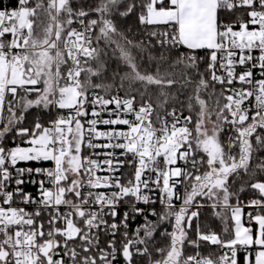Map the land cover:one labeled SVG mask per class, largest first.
Instances as JSON below:
<instances>
[{"label":"snow or ice","instance_id":"1","mask_svg":"<svg viewBox=\"0 0 264 264\" xmlns=\"http://www.w3.org/2000/svg\"><path fill=\"white\" fill-rule=\"evenodd\" d=\"M137 8L140 25L152 26L147 42L118 27V18ZM112 45L129 68L113 71L116 94L112 84L93 82ZM156 48L159 56L150 51ZM134 49L155 62L154 72L141 70ZM31 109L33 125L23 127ZM42 114L51 117L47 126ZM0 124V264H116L118 257L133 264L134 256L147 264H237L238 248L252 246L259 249L254 264H264V182L256 179L264 174V0H18L17 8L0 10ZM10 135L29 146L8 147ZM29 161L54 166L16 167ZM125 165L134 169L131 177L120 172ZM25 174L45 178L27 181L39 185L35 197L21 187ZM246 187L260 198L242 204ZM157 191L162 211L152 208L151 221L137 204H155L149 193ZM197 197L220 209L214 215L225 235L234 221L229 239L200 224L189 237L204 207ZM122 203L127 210L117 222ZM244 207L256 209L248 213L255 236L242 223ZM136 216L144 223L130 233ZM173 221L162 233L169 243L155 247L154 233ZM202 242L231 255H201ZM186 247L195 253L186 255ZM153 250L162 259H153Z\"/></svg>","mask_w":264,"mask_h":264},{"label":"trees","instance_id":"2","mask_svg":"<svg viewBox=\"0 0 264 264\" xmlns=\"http://www.w3.org/2000/svg\"><path fill=\"white\" fill-rule=\"evenodd\" d=\"M89 2L94 3L95 0H89ZM139 11H140V9L137 8L134 11V13H132L128 17L118 18V27L120 28V30L125 32V35L127 36L128 39L133 40V41H139L141 39H145V41H146L145 29L151 28L152 26L140 25L139 20H138ZM93 15H95V14H93ZM232 18H234V17H232ZM128 29H130V31H128ZM154 42L155 41L153 40V43ZM103 46H104L103 42H101V47H103ZM114 47L115 46L112 45L107 49L109 56L107 58H105L106 59V67H105V71L102 74V76L100 78H93L94 83H100L103 81L105 84H112L113 85V91L115 89H117L119 87V84H120L119 76H117L115 78V80L113 79V76H112L113 71H119L120 75H123L125 72L129 71V68L126 65L120 63V61L117 59V56L119 55L118 53L116 54V56L112 55L111 49ZM184 50H186V49L181 48V51H184ZM150 51H152L153 55L159 56V51H160L159 48H156V49L150 50ZM133 52H134V54L137 55V59L140 63V68L142 71L145 68H147L149 71H152V72L155 71V67H156L155 62L154 61H152V62L148 61L147 53L140 54V53L136 52L135 49L133 50ZM197 54L199 56H205L206 55L204 50H198ZM173 55H175V53ZM141 57H142V59H141ZM162 67H167V65L165 64ZM203 67H204V65L202 64L201 68H203ZM170 91H174V89H171ZM181 99L184 100V99H186V97L182 96ZM170 107L171 106H169V108ZM177 107H179V105H177ZM184 113L188 115L186 110L184 111ZM35 114H36L35 109L29 110V112L26 114V120L22 126L31 128L33 125V118H34ZM17 115H19V112H17ZM42 115H43L42 122H44L45 125L47 126V121L49 119H51V117L47 114H42ZM213 119H214V117H213ZM2 127H3V125H2ZM14 134L15 133L13 132L11 135H14ZM11 135L5 141V143L8 145V147H14V146H16V144L24 143L21 138H17L16 142L12 143ZM23 139H27V137H24ZM221 139H222V136H221ZM261 155H264V153H261ZM204 170L205 169L202 168L201 172H203ZM245 179H247V178H245ZM256 179L264 182V174L258 175L256 177ZM252 182H255V181H252ZM238 188H239V182H237V184L233 185L232 189H230V190L234 191V190H238ZM239 198L243 204L245 201H247L251 198H260V197H259V193L256 190H253L250 187H246L245 191L239 193ZM197 200L199 202H202L206 206L200 210L199 219L193 220L192 230L189 232V237L195 238V226H196V224H200L203 231H208L209 229H211L212 231L218 233L220 235L221 239H225V240L229 239L230 235L234 232V222L231 221L230 219L228 220L227 223H228V228H229V234L225 235V233H224L225 223L222 222L219 218H217L214 215V212L220 211V209L219 208L213 209L211 207L212 201H208L206 198L201 199L200 197H197ZM235 200H236V198L233 197L231 199L230 203L235 204ZM245 222H246V225L248 227L253 228V233H256L255 223L252 222L251 224H249L247 218H246ZM160 228H161V226L154 233V239L156 241L155 247H166V245L169 243V238L162 237L160 235ZM201 249L208 251V250H211L212 247H210L209 244H207L206 242H202L200 250ZM194 252H195V249H193L192 247H186L185 248V254L186 255L193 254ZM165 255H166V253H165ZM153 256L156 260L162 259L161 254L155 252L154 250H153ZM237 264H245V253H240L238 255Z\"/></svg>","mask_w":264,"mask_h":264},{"label":"built area","instance_id":"3","mask_svg":"<svg viewBox=\"0 0 264 264\" xmlns=\"http://www.w3.org/2000/svg\"><path fill=\"white\" fill-rule=\"evenodd\" d=\"M17 7H18V0H0V10H3V11H11L12 9H15ZM236 30H238V27L236 28ZM184 51H186V50H184ZM253 54L254 55H259L258 51L257 52H254ZM237 71L239 72V71H241V69L238 68ZM258 73H259V69L254 70V75H257L258 76ZM218 74H220V73H218ZM235 86L236 87H239L238 84L235 85ZM100 94L103 95V92H100ZM112 94H116V89L113 91ZM119 95L122 96V97L124 96V93L122 92V90L119 92ZM108 108L109 109H113L114 108V105H109ZM102 115H103L104 118H108L107 112H104ZM184 115H187V114L184 113ZM89 118H91V117H89ZM128 118L129 119H132L133 117L129 116ZM98 127L102 131H107V130H110L113 126L99 125ZM115 127L117 129H119V130H127V126H125V125H116ZM190 127H191V125H190ZM226 135H227V133L222 134L223 140L226 137ZM97 142L98 143H104L106 141L103 140V139H101V140H99ZM19 145H21V146H29V145H27L25 143H19ZM96 151L97 152H101V151H105V150L104 149H97ZM120 151H122V150H117V155H119ZM121 158L123 159V157H121ZM99 159L102 161L104 159V157L101 156V157H99ZM128 159H131V156H129ZM178 163L182 165L183 162H178ZM53 166L54 165H53V163L51 161H47V162H35V161L18 162V164L16 165V167H20V168H32V169H35V168H38V167L39 168H51ZM11 170L14 173V169H11ZM133 171H134V169L129 168L127 165H125L123 168L120 169V172L121 173H124L128 177H131L132 176ZM98 175H106V173L99 172ZM23 179H25V181H26L25 184L21 185V187L23 188V190L25 192L31 193L34 197L37 196V189H38L39 185L38 184L33 185L31 183H28L27 181H30L32 179L43 180L45 178L43 176H36V175L28 176L27 174H25V176L23 177ZM45 186L48 187L49 185L46 184ZM14 188H15V184L13 182L10 185L9 190H12ZM100 191H104V189H100ZM175 191L178 192L181 195V197L183 196V192H184L183 186H179L178 185L177 188L175 189ZM149 195H152L153 198L156 199V203L155 204H148V205H145L143 203H139V204H137V207L143 208L145 210L144 211V214L148 216V219L149 220L156 221L157 217L156 216H152V215H148V213L150 212V210L152 208H155L157 210V212L162 211V205L159 202L160 193L157 191L154 194L153 193H149ZM251 199H256V198H251ZM249 200L245 201L243 204H247V202ZM200 203H202V202H200ZM174 204L176 206V209L178 210L179 207H180V204H181V200L174 199ZM13 206L14 207H24L27 211H32L33 210V207H34L32 205H24V204H20V203H14ZM205 206L206 205L204 204V207ZM204 207H202V208H204ZM202 208L199 209V212H200V210ZM244 208H245V211H247L246 212V218L247 219H248V213L249 212H252L253 214L256 213V209L253 208V207H244ZM126 210H127V205H125V204L122 203L121 206L117 209V211L119 212V215L116 217V221L117 222L120 221V219L123 216L124 211H126ZM192 210H196V209L193 208ZM143 223H144V216H136L134 220H130L129 221L128 231L130 233H132L134 231V229L137 228V226L142 225ZM172 223H174V221L173 222H165L164 224L161 225L160 235L162 237H165V236L162 235V233L164 232L165 229H167L169 232L172 230ZM105 239H107V238L106 237L102 238V243H103V241ZM119 239H120V237L117 236V240L118 241H119ZM206 243L209 244V246L212 247V249L211 250H208V251L201 249L200 250L201 255H204V256H212L213 259H215L216 257H218L220 255H223L225 253H228L229 256L231 255L230 252H229V250L227 248H221L219 245H211L208 242H206ZM117 246L119 247V244ZM249 252H251L250 249L245 250L244 248H238L237 255H236V261L238 259V255L240 253H245L246 254V253H249ZM153 259H155L154 256H153ZM116 264H124L123 258L122 257H118ZM133 264H147V258L146 257H135L134 256V258H133Z\"/></svg>","mask_w":264,"mask_h":264},{"label":"crops","instance_id":"4","mask_svg":"<svg viewBox=\"0 0 264 264\" xmlns=\"http://www.w3.org/2000/svg\"><path fill=\"white\" fill-rule=\"evenodd\" d=\"M246 211H245V208H243V212H242V223L244 224L245 227H248L246 225ZM234 222V221H233ZM254 222V221H253ZM255 223V222H254ZM256 225V224H255ZM258 229V225H256V231ZM253 235L255 236V233H253ZM251 250V252L249 253H246L245 254V258L248 257L249 258V261H250V264H254V259H255V252L258 249V246H252L251 248H249ZM245 264H246V259H245Z\"/></svg>","mask_w":264,"mask_h":264},{"label":"rangeland","instance_id":"5","mask_svg":"<svg viewBox=\"0 0 264 264\" xmlns=\"http://www.w3.org/2000/svg\"><path fill=\"white\" fill-rule=\"evenodd\" d=\"M9 98H10V97H9ZM4 115L7 116V112H5ZM0 127H2V124L0 125ZM208 127L211 128V125L209 124ZM222 139H223V137H222ZM20 146H21V145H20ZM14 147H15V146H14ZM21 147H28V146H21Z\"/></svg>","mask_w":264,"mask_h":264}]
</instances>
